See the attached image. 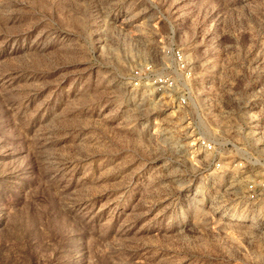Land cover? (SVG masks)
Returning a JSON list of instances; mask_svg holds the SVG:
<instances>
[{"label":"rangeland","instance_id":"374dc122","mask_svg":"<svg viewBox=\"0 0 264 264\" xmlns=\"http://www.w3.org/2000/svg\"><path fill=\"white\" fill-rule=\"evenodd\" d=\"M173 49L186 105L131 85ZM250 181L264 0H0V264H264Z\"/></svg>","mask_w":264,"mask_h":264},{"label":"built area","instance_id":"2783aa9c","mask_svg":"<svg viewBox=\"0 0 264 264\" xmlns=\"http://www.w3.org/2000/svg\"><path fill=\"white\" fill-rule=\"evenodd\" d=\"M169 57H171V62L180 71L179 74L173 75L170 73L168 66L156 71L151 65H147L134 73L131 85L136 88L141 86L152 87L157 91H176L179 95L180 104L186 105L190 95L186 82L191 78V70L187 68L185 58L180 50H171ZM198 148L207 155L217 154L215 144L206 139H198ZM214 167L216 170H222L221 162L219 160L214 161ZM247 189L255 195H262L264 193V181H250Z\"/></svg>","mask_w":264,"mask_h":264}]
</instances>
